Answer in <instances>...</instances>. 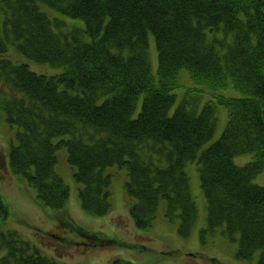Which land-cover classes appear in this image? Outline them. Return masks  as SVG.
<instances>
[{
    "label": "trees",
    "instance_id": "obj_1",
    "mask_svg": "<svg viewBox=\"0 0 264 264\" xmlns=\"http://www.w3.org/2000/svg\"><path fill=\"white\" fill-rule=\"evenodd\" d=\"M24 56L62 70L37 72ZM180 67L191 79L179 96ZM221 106L227 125L199 152L215 134ZM0 116L17 128L10 168L57 210L69 188L53 166L66 146L92 212L111 205L106 166L127 164L136 227L151 226L165 199L167 216L176 210L188 236L198 208L185 163L198 162L208 208L203 231L223 229L232 240L239 233L237 256L260 252L264 264V186L253 181L264 171V0H0ZM244 153L254 159L236 167ZM9 216L0 195V264H63L5 229ZM58 221L89 233L61 214Z\"/></svg>",
    "mask_w": 264,
    "mask_h": 264
},
{
    "label": "rangeland",
    "instance_id": "obj_2",
    "mask_svg": "<svg viewBox=\"0 0 264 264\" xmlns=\"http://www.w3.org/2000/svg\"><path fill=\"white\" fill-rule=\"evenodd\" d=\"M44 9H51L54 14L58 10L42 4ZM51 16L52 14L49 13ZM79 20V19H77ZM83 25L84 22L79 20ZM77 22V21H76ZM89 40V38H86ZM151 45L149 56L153 69L158 70V52L154 36L150 35ZM35 64V65H34ZM29 65L37 72L51 74L60 72L62 67H54L47 63L29 60ZM158 75L157 71L155 72ZM183 76V86L177 91L179 96L190 81L188 72ZM187 79H186V78ZM230 94H236L231 89ZM178 102L171 109L174 112ZM141 108L139 102L138 110ZM137 110V111H138ZM216 131L199 150L202 152L220 137L228 121V110L221 106L218 110ZM17 128L9 125L5 117L0 116V195L8 204L10 216L4 222L5 229L17 230L22 239L37 245L47 256H53L63 264H261L260 252L248 259L239 258L236 254L238 242L227 236H222L219 228L203 231L207 227V199L201 186L200 168L198 162H190L186 169L190 176V188L198 208V218L190 236L180 233V219L171 220L167 216V203L162 200L158 217L148 228H137L130 223L129 196L127 174L124 167L113 165L109 168L113 174L110 194V213L95 216L81 206L82 183L76 180L74 169L68 161L66 146L57 150V174L69 188V197L62 210L46 206L36 198V191L27 185L26 179L21 178L9 166V151L12 140H16ZM251 159V153L235 156V162L243 165ZM254 182L264 185V171L255 176ZM168 202V201H167ZM74 219L83 225L89 233L81 234L69 227L61 226L58 217ZM95 234L100 238H113L117 243L111 244L97 239L93 244ZM72 237V241H67ZM88 240V241H87ZM129 243L134 245L129 246ZM81 245V248L76 246Z\"/></svg>",
    "mask_w": 264,
    "mask_h": 264
},
{
    "label": "bare ground",
    "instance_id": "obj_3",
    "mask_svg": "<svg viewBox=\"0 0 264 264\" xmlns=\"http://www.w3.org/2000/svg\"><path fill=\"white\" fill-rule=\"evenodd\" d=\"M41 10H44V11H46L48 14L49 13H53V11L51 10V9H44V7L41 5ZM50 15V14H49ZM55 29H59V28H57V27H55ZM59 30H63V29H59ZM58 30V31H59ZM56 32V31H55ZM12 59V58H11ZM14 60V59H13ZM23 60L24 61H27L28 62V67L29 68H31L30 67V65H29V60H31V59H29L28 57H26V56H24V58H23ZM22 60V61H23ZM33 61V60H32ZM35 65V64H34ZM32 69V68H31ZM34 70V69H33ZM183 71H186V72H188V70H186V69H183L182 67H180V68H178L177 69V76H178V78H179V81H180V83H179V85H181L182 83H183V76H186V73H183ZM188 74H189V72H188ZM181 87V86H180ZM169 112H171V111H169ZM174 112H175V110H174ZM9 154H10V151H9ZM143 159H146L147 160V162L153 167L154 165H155V163L154 162H152L153 160H150L148 157H145V156H143L142 157ZM9 159H10V155H9ZM254 159V157L252 156V154H251V159L248 161V162H246L245 164H243V165H239V164H237L236 162H235V166L236 167H246L249 163H250V161L251 160H253ZM198 160V159H197ZM58 162V161H57ZM190 163V161L186 164L185 163V166L187 167V165ZM113 166V165H112ZM184 166V165H183ZM56 167H57V164H55L54 166H53V168L54 169H56ZM111 166H106V168H105V171H106V173H109L110 175H111V177H110V179H109V184H110V188H111V182H112V177H113V174L110 172V170H109V168H110ZM124 167V169L126 170V174H127V180H129L130 179V175H129V166L126 164V166H123ZM187 171V170H186ZM188 172V171H187ZM255 178V177H254ZM254 178H253V181H254ZM256 183V182H255ZM258 184V183H257ZM264 186V185H263ZM31 187V186H30ZM84 190H86L87 189V187H82ZM87 191V190H86ZM88 194L89 195H92V196H94V197H96L98 194H97V192H95V191H93L92 189L88 192ZM81 201H82V198H81ZM83 203V202H82ZM81 203V206H82V208L84 209V210H86L87 212H90L91 214H93V215H95V216H104V215H107V214H109L110 213V210H111V207H109V209H108V211L107 212H105V210L102 212V214H96V213H94V212H92L88 207H86V206H84L83 204ZM93 204H94V201L92 202ZM62 210V209H61ZM129 213H130V216H129V220H130V223L131 224H133V225H137V223H136V221H135V219L133 218V212H132V210L131 209H129ZM158 213H159V208H158V211H157V214H156V217H158ZM174 215H176V213H177V211L176 210H174ZM174 215L171 217V220H175V217H174ZM61 216H62V213H61ZM70 221L73 223V224H75V225H77V226H79L80 228H82L83 227V225L82 224H80V223H78V222H76L74 219H70ZM222 227H224V226H222ZM141 229V228H140ZM225 229V228H224ZM223 229H221V234H222V236H227V237H229L230 238V235L228 234V235H226L223 231H222ZM76 232V231H75ZM79 234V233H78ZM188 236H190V235H188ZM99 237V236H98ZM234 237L236 238V240H240V235H239V233H235L234 234ZM95 238H97V237H95ZM99 239V238H98ZM67 241H72V237H70L69 238V240H67ZM88 241V240H87ZM89 242V241H88ZM238 242V241H237ZM96 243H88L87 245H95ZM76 246H78V247H80L81 248V245L79 246V245H76Z\"/></svg>",
    "mask_w": 264,
    "mask_h": 264
}]
</instances>
